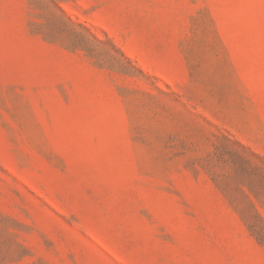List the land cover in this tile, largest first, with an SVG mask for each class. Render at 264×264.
Segmentation results:
<instances>
[{
    "label": "rangeland",
    "instance_id": "rangeland-1",
    "mask_svg": "<svg viewBox=\"0 0 264 264\" xmlns=\"http://www.w3.org/2000/svg\"><path fill=\"white\" fill-rule=\"evenodd\" d=\"M0 264H264V0H0Z\"/></svg>",
    "mask_w": 264,
    "mask_h": 264
}]
</instances>
